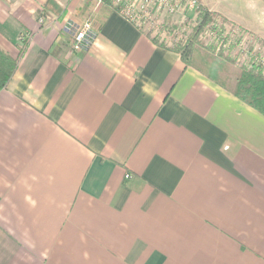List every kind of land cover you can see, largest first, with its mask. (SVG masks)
Returning <instances> with one entry per match:
<instances>
[{
  "label": "crops",
  "instance_id": "1",
  "mask_svg": "<svg viewBox=\"0 0 264 264\" xmlns=\"http://www.w3.org/2000/svg\"><path fill=\"white\" fill-rule=\"evenodd\" d=\"M200 2L264 39V0ZM141 27L0 0V264H264V115Z\"/></svg>",
  "mask_w": 264,
  "mask_h": 264
},
{
  "label": "trees",
  "instance_id": "2",
  "mask_svg": "<svg viewBox=\"0 0 264 264\" xmlns=\"http://www.w3.org/2000/svg\"><path fill=\"white\" fill-rule=\"evenodd\" d=\"M102 1L116 10L121 8V3H114L113 0ZM182 23L166 18L158 25L156 34L152 33V29H141L153 43L177 52L186 66L195 68L264 115V63L259 54L253 52L256 44L264 49V39L239 26L241 36L251 37L253 42L250 41L248 48H238L234 55L227 54L226 51L235 48L242 39L231 32L236 24L200 1H197L196 19L190 31L177 39L175 36ZM207 34L211 37L210 41H206ZM20 35L22 38L24 33ZM167 39L170 43H166ZM20 42L25 46L26 40L21 39ZM237 54H244L245 59L238 60ZM15 69L16 59L0 48V90L6 86Z\"/></svg>",
  "mask_w": 264,
  "mask_h": 264
},
{
  "label": "built area",
  "instance_id": "3",
  "mask_svg": "<svg viewBox=\"0 0 264 264\" xmlns=\"http://www.w3.org/2000/svg\"><path fill=\"white\" fill-rule=\"evenodd\" d=\"M157 9L163 10L167 15H171L174 11L181 8L183 4L185 7L183 10H193L196 5L195 0H152ZM114 3H121V8L118 10L122 15L129 20H135V17L147 20L149 18V9L144 8V3L148 0H139L133 2L131 0H113ZM143 10V11H141ZM70 33V49L75 52H82L88 49L89 40L93 37L90 32V23L83 22L81 24H71L65 28ZM128 177V175H126Z\"/></svg>",
  "mask_w": 264,
  "mask_h": 264
},
{
  "label": "rangeland",
  "instance_id": "4",
  "mask_svg": "<svg viewBox=\"0 0 264 264\" xmlns=\"http://www.w3.org/2000/svg\"><path fill=\"white\" fill-rule=\"evenodd\" d=\"M131 1L138 2L139 0H131ZM195 1L197 2V0H195ZM184 7H185V4H183L180 9L174 11V13L169 16L163 10L157 9L152 0H148V2L144 3V8L149 9V18H148V16H146L147 20H142V19H140V17H135V20L138 22L139 25H142V27L144 29H152V33H154V34L157 33L158 25L161 24L162 21H165L166 18H169V21H173L174 23H178V24L183 22L181 24L182 26L177 31V35L175 36V38H177V39L183 38L185 36L183 34L184 33L187 34L190 31V28L196 19L197 3L195 5V8L191 11L190 10H183ZM141 11H143V10H141ZM184 21H186V24H184ZM40 22H42V20H40ZM238 31H239V26H237V25H236V27H234V29L231 30L232 34L237 35L238 37H240L242 39L239 42V44L237 43L235 48H232V49L226 51L227 54L234 55V53H236L238 48H243V49L248 48L250 45V41L253 42L251 40V37L241 36V34ZM161 39H162V36H161ZM173 40H175V39L173 38ZM210 40H211V37L208 35L206 37V41H210ZM166 43H170L169 39L166 40ZM253 52H255V53L257 52L259 54V57L262 58V61L264 63V49H261L256 44V45H254ZM242 55L243 56H241V54H239V55L237 54L238 60L240 59L241 61H243L245 59L244 54H242Z\"/></svg>",
  "mask_w": 264,
  "mask_h": 264
}]
</instances>
